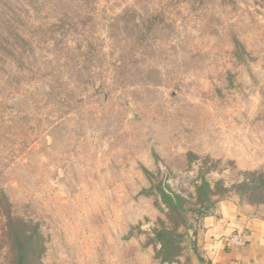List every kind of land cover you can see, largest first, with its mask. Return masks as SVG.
I'll return each instance as SVG.
<instances>
[{
    "label": "rangeland",
    "instance_id": "1",
    "mask_svg": "<svg viewBox=\"0 0 264 264\" xmlns=\"http://www.w3.org/2000/svg\"><path fill=\"white\" fill-rule=\"evenodd\" d=\"M260 174L264 0H0V264H200Z\"/></svg>",
    "mask_w": 264,
    "mask_h": 264
},
{
    "label": "crops",
    "instance_id": "2",
    "mask_svg": "<svg viewBox=\"0 0 264 264\" xmlns=\"http://www.w3.org/2000/svg\"><path fill=\"white\" fill-rule=\"evenodd\" d=\"M199 224L200 264H264V207L222 201ZM237 234L245 246H228L226 239Z\"/></svg>",
    "mask_w": 264,
    "mask_h": 264
},
{
    "label": "trees",
    "instance_id": "3",
    "mask_svg": "<svg viewBox=\"0 0 264 264\" xmlns=\"http://www.w3.org/2000/svg\"><path fill=\"white\" fill-rule=\"evenodd\" d=\"M257 177H259L258 179H254L253 184L254 187H258L257 190H260V187L263 188L264 186V174H260ZM168 198V201H164L166 202V204L169 207V203H173L174 199L170 198V197H165ZM19 232L21 233V231L19 230ZM18 233L15 232V243H14V262L15 264H31L30 261V254L29 251H32L33 248H28L26 250V247L28 245V243L30 241L28 240H23V242L21 241V237L16 235Z\"/></svg>",
    "mask_w": 264,
    "mask_h": 264
},
{
    "label": "built area",
    "instance_id": "4",
    "mask_svg": "<svg viewBox=\"0 0 264 264\" xmlns=\"http://www.w3.org/2000/svg\"><path fill=\"white\" fill-rule=\"evenodd\" d=\"M225 243L228 246H232V247H243L245 246V238L243 237V235L237 234L228 237Z\"/></svg>",
    "mask_w": 264,
    "mask_h": 264
}]
</instances>
